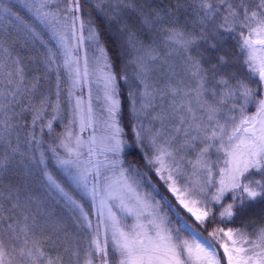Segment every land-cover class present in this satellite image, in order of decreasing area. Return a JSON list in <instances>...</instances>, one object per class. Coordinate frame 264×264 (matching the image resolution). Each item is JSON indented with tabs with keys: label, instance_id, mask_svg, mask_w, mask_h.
Masks as SVG:
<instances>
[{
	"label": "rangeland",
	"instance_id": "obj_1",
	"mask_svg": "<svg viewBox=\"0 0 264 264\" xmlns=\"http://www.w3.org/2000/svg\"><path fill=\"white\" fill-rule=\"evenodd\" d=\"M92 1L107 21L119 8L126 7L124 0ZM69 4L65 19L72 21L76 19L77 1ZM136 10L134 6L132 12ZM61 23V42L68 47L66 43L72 44V38L66 22ZM155 26V31L149 27L152 32H145L148 40H131L133 54L127 66V83L128 95L136 106L132 107L134 142L175 204L194 222L201 223L212 215L207 204L211 190L226 191L231 198L239 190L244 200L264 196V179L259 177L264 163V12L243 32L250 42L239 46L238 56L243 62H237L238 56L235 62L228 58L230 67L223 78L217 77L222 66L209 64L204 68L200 63V52H208V47L200 46L205 36ZM80 69V65L70 69L71 114L53 146L57 155L80 166L61 169L70 180L79 182L82 192L92 196V190L98 191L102 185L107 191L95 200L91 197L102 216L98 226L101 233L110 232L122 247H133L140 240V248H134L135 264H264V230L247 234L239 229L216 228L212 233L218 250L180 218L173 231L182 258L180 252L176 255L159 248L161 238L166 241L164 234L156 236L152 246L156 249L140 245L154 234L134 227L147 223L137 212L140 207L157 205L161 194L143 171L115 175L111 165L117 160L118 149L112 146L120 137L112 83L107 75H98L97 69L92 70V77ZM243 81L252 88L248 85L242 97L236 93H243ZM253 102L255 106L249 108ZM103 179L105 184H101ZM138 204L140 207H136ZM133 207L137 211L131 212ZM218 207V219L224 221L231 216L228 200ZM113 211L126 214V228L121 229L124 223H116ZM156 226L162 227L161 219ZM95 242L100 260L104 247L100 240Z\"/></svg>",
	"mask_w": 264,
	"mask_h": 264
},
{
	"label": "trees",
	"instance_id": "obj_2",
	"mask_svg": "<svg viewBox=\"0 0 264 264\" xmlns=\"http://www.w3.org/2000/svg\"><path fill=\"white\" fill-rule=\"evenodd\" d=\"M261 1L125 0L127 8L118 11L117 20L108 26L90 0H78V20L88 22L82 27L73 19H65L68 0H0V264H99L103 257L98 259L96 240L106 242L104 264L125 262L126 251H122L124 258L120 256L114 241L98 228L102 216L94 198L81 193L79 182L70 180L61 169L76 163L57 155L53 146L71 114L69 60L58 39L62 33L59 25H64L61 21L66 22L71 37L79 29L82 38L90 29L99 41L103 59L99 68L111 75L117 98L120 140L112 146L118 149V155L111 167L119 176L133 167L145 168L143 155L134 142L135 105L126 83L130 59L127 38L138 33L148 40L145 32L156 30L154 21L162 27L205 36L200 46L217 48L200 52L202 67L226 63L222 69L225 72L230 67L228 58L235 62L239 46L245 43L243 32L251 27L249 18L262 15ZM134 6L137 10L132 12ZM42 13L52 20L58 37L52 26L44 23ZM77 53L88 68L98 56H92L91 46L85 41ZM237 62L242 59L239 57ZM260 173L259 177L264 178V163ZM147 174L170 199L156 176L148 170ZM96 192L94 188L92 194L98 197L107 191L100 188ZM216 192H210L208 201L216 215L199 229L202 234L207 235L217 225L247 234L264 230V196L244 200L239 190L233 198L228 192H217L218 196ZM227 200L232 215L226 221L215 219L218 206ZM161 206L158 202L136 207L141 208L137 212L140 216L148 214L147 219H152L151 210ZM136 207L131 212L137 211ZM169 219L168 211L164 221ZM123 220L126 224L129 218Z\"/></svg>",
	"mask_w": 264,
	"mask_h": 264
}]
</instances>
